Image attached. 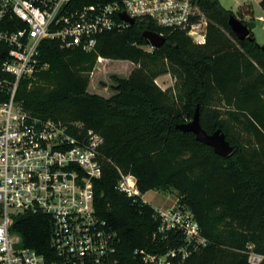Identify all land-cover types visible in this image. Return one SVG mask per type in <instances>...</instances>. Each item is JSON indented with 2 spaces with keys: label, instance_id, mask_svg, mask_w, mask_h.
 <instances>
[{
  "label": "trees",
  "instance_id": "16d2710c",
  "mask_svg": "<svg viewBox=\"0 0 264 264\" xmlns=\"http://www.w3.org/2000/svg\"><path fill=\"white\" fill-rule=\"evenodd\" d=\"M118 1L73 0L72 8ZM194 2L208 20L203 45L151 20L102 34L91 52L45 41L40 53L48 69L31 87L23 82L19 88L18 100L32 115L83 123L104 138L95 212L116 236L119 264H146L137 251L166 255L186 245L181 232L158 236L156 209L120 192V173L134 176L143 195L175 193L177 205L194 215L207 245L189 247L184 264H249V245L264 255V51L254 33L240 41L229 25L236 15L256 23L255 12L251 5L235 15L219 0ZM260 7L264 12V0ZM146 32L166 43L146 51ZM100 58L137 66L128 79H115L110 98L88 91ZM165 74L176 80L174 89L157 84ZM197 110L208 134L220 129L226 135L234 147L229 157L178 129ZM52 228L50 216L36 214L21 217L12 230L49 264L56 260Z\"/></svg>",
  "mask_w": 264,
  "mask_h": 264
},
{
  "label": "built area",
  "instance_id": "2783aa9c",
  "mask_svg": "<svg viewBox=\"0 0 264 264\" xmlns=\"http://www.w3.org/2000/svg\"><path fill=\"white\" fill-rule=\"evenodd\" d=\"M72 2L0 0V264H48L12 230L18 219L36 214L50 216L53 223L56 260L49 264H119L116 236L95 212L104 138L83 123L34 116L18 100L21 84L31 87L36 75L48 69L41 60L43 43L91 52L99 36L130 26L121 14L186 31L196 44L206 43L207 18L194 0H123L82 10L73 9ZM120 174L118 190L144 201L136 178ZM156 212L158 236L181 232L186 245L166 255L137 251L146 264H184L189 247L196 251L207 245L186 208L176 204ZM245 253L249 264L264 262L252 245Z\"/></svg>",
  "mask_w": 264,
  "mask_h": 264
},
{
  "label": "rangeland",
  "instance_id": "374dc122",
  "mask_svg": "<svg viewBox=\"0 0 264 264\" xmlns=\"http://www.w3.org/2000/svg\"><path fill=\"white\" fill-rule=\"evenodd\" d=\"M261 1L262 0H219L224 8L233 11L235 15L239 10L240 5L250 4L256 11L257 17L264 16L259 5ZM238 19L240 20V18ZM245 19L249 21L248 18ZM253 33L257 42L261 46H264V23L256 21V28L254 29ZM145 50L149 52L152 51V49L148 47L145 48ZM136 68L137 66L135 64L126 61L106 62L104 60L100 61L99 59L93 73L91 74V80L88 88L89 93L110 98L115 94L114 87L117 85L115 79H128ZM157 84L163 90L174 89L176 80L171 75L165 74L157 79ZM144 200L151 205H154L156 209L168 212L176 206L177 195L175 193L166 194L151 191L144 195ZM252 247L255 249L254 245H252Z\"/></svg>",
  "mask_w": 264,
  "mask_h": 264
},
{
  "label": "water",
  "instance_id": "95a60500",
  "mask_svg": "<svg viewBox=\"0 0 264 264\" xmlns=\"http://www.w3.org/2000/svg\"><path fill=\"white\" fill-rule=\"evenodd\" d=\"M120 18L133 26L136 24V21L130 19L127 15L121 14ZM232 31L235 36L240 40L244 41L251 37L254 29L256 28V23L248 22L243 23L236 17H231L229 21ZM147 39L148 45L153 49H159L166 43V39L154 32H146L144 34ZM264 51V46H262ZM179 130L187 133H192L196 136L197 141L211 147L214 152L224 158L229 157L234 152V147L227 140L226 135L219 129L213 134H208L201 126L199 110L196 111V114L191 122L188 124L178 127Z\"/></svg>",
  "mask_w": 264,
  "mask_h": 264
},
{
  "label": "crops",
  "instance_id": "0c3cea01",
  "mask_svg": "<svg viewBox=\"0 0 264 264\" xmlns=\"http://www.w3.org/2000/svg\"><path fill=\"white\" fill-rule=\"evenodd\" d=\"M247 5H250V4H244V5H240L239 6V9L241 8V7H244V6H247ZM260 5V4H259ZM252 6V5H251ZM228 10V9H227ZM262 10V9H261ZM254 12H255V18H256V21H259V22H261L260 21V18H264V16H260V17H257V13H256V11L254 10ZM262 13L264 14V12L262 11ZM264 23V22H263ZM106 61V62H108L109 60H105V59H100V61ZM145 201V200H144ZM146 202V201H145ZM146 203H148V202H146ZM148 204H150V203H148ZM151 205V204H150ZM152 207H154V205H151ZM155 208V207H154ZM156 209V208H155Z\"/></svg>",
  "mask_w": 264,
  "mask_h": 264
}]
</instances>
